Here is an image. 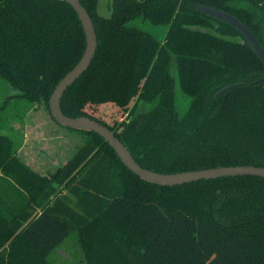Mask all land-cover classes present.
Masks as SVG:
<instances>
[{"label": "trees", "instance_id": "16d2710c", "mask_svg": "<svg viewBox=\"0 0 264 264\" xmlns=\"http://www.w3.org/2000/svg\"><path fill=\"white\" fill-rule=\"evenodd\" d=\"M80 2L98 40L62 97L66 114L108 126L155 171L264 166V80L256 82L264 63L236 26L198 10L235 16L264 48V0H111L109 15L98 0ZM136 18L167 25L163 40L132 25ZM85 46L68 2L0 0V77L12 97L49 110ZM178 89L191 98L181 116ZM80 132L83 145L48 176L0 132V264H52L48 254L72 232L88 264H264V177L155 184L98 133Z\"/></svg>", "mask_w": 264, "mask_h": 264}, {"label": "rangeland", "instance_id": "374dc122", "mask_svg": "<svg viewBox=\"0 0 264 264\" xmlns=\"http://www.w3.org/2000/svg\"><path fill=\"white\" fill-rule=\"evenodd\" d=\"M98 11L103 15H109L111 0H98ZM132 25L145 29L160 40H163L167 31V25H155L142 18L134 19ZM13 92L15 90L11 85L0 77V132L8 134L14 139L17 155L24 164L34 172L48 176L62 167L79 150L86 140V134L57 124L49 115L50 111L44 102L30 105L25 99L12 97L10 94ZM190 102L191 98L178 89L176 104L179 116L186 112ZM32 110H34L33 114L30 113ZM36 115L41 121L50 122V127L54 124V127L50 128L47 125L41 129L26 127L27 122L31 120L30 116ZM112 122L115 124L114 121ZM59 189L62 188L59 187ZM0 190L2 192L6 190L3 184L0 185ZM6 202L16 205L15 202L7 200ZM47 258L52 264H88L77 232H72L65 237L48 254Z\"/></svg>", "mask_w": 264, "mask_h": 264}, {"label": "water", "instance_id": "95a60500", "mask_svg": "<svg viewBox=\"0 0 264 264\" xmlns=\"http://www.w3.org/2000/svg\"><path fill=\"white\" fill-rule=\"evenodd\" d=\"M72 5L76 10L79 19L81 20L85 36L86 46L84 52L78 62L68 70L61 79L54 86L49 96V110L54 120L61 126L77 129L79 131H94L98 133L109 145L116 151L121 161L129 168L132 172L138 175L140 178L152 182L155 184L172 186L184 183H190L193 181L209 178H219L237 175H252L264 177V166L256 165H228L203 168L197 170H186L173 173H164L155 171L139 164L130 152L125 143L111 130L108 126L99 122L98 120L91 118L87 115L71 116L66 114L61 105L62 97L66 90L84 73L89 67L96 48H97V34L96 29L87 9L82 5L80 0H62ZM198 10L208 13L216 18H219L225 22H228L236 26L251 43L257 54L260 56L264 63V48L260 45L257 38L235 16L224 12L222 10L207 6L200 5ZM264 76L258 79L256 82L263 81ZM234 84H230L222 88L217 94L224 93L231 89Z\"/></svg>", "mask_w": 264, "mask_h": 264}, {"label": "crops", "instance_id": "0c3cea01", "mask_svg": "<svg viewBox=\"0 0 264 264\" xmlns=\"http://www.w3.org/2000/svg\"><path fill=\"white\" fill-rule=\"evenodd\" d=\"M30 110V109H29ZM28 110V111H29ZM30 113L31 114H33L34 113V110H32V111H30ZM36 113V112H35ZM30 114V115H31ZM49 115H51V113L49 114ZM52 116V115H51ZM30 118H31V120L30 121H28L27 123H28V125L26 126V127H29V128H31V129H41L44 125H47V126H49L50 127V122H43V121H41L39 118H38V116L36 115V116H30ZM53 118V117H52ZM57 123V122H56ZM58 124V123H57ZM54 124H52V126L51 127H54L53 126ZM60 125V124H59ZM50 127V128H51ZM64 127V126H63ZM66 128V127H65ZM25 142H26V140H25Z\"/></svg>", "mask_w": 264, "mask_h": 264}]
</instances>
